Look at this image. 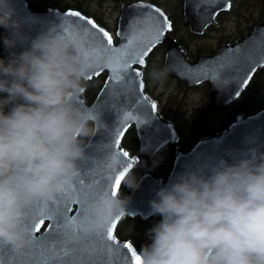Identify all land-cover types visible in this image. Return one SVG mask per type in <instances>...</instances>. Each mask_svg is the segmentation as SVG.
Wrapping results in <instances>:
<instances>
[{
	"label": "clouds",
	"instance_id": "9594fccd",
	"mask_svg": "<svg viewBox=\"0 0 264 264\" xmlns=\"http://www.w3.org/2000/svg\"><path fill=\"white\" fill-rule=\"evenodd\" d=\"M0 27L11 32L3 41L7 48L28 43L12 0H0ZM103 62L78 54L60 26L41 31L7 61L0 59V93L7 94L0 98V242L22 249L28 238L20 221L27 209L80 175L86 140L99 131V114L80 98ZM171 71L165 66L149 75L163 86ZM123 182L139 186L131 172ZM127 202L120 193H101L88 205V227L106 231ZM150 203L162 219L138 252L140 264H264V152L259 148L250 147L234 163L220 159L186 169Z\"/></svg>",
	"mask_w": 264,
	"mask_h": 264
},
{
	"label": "water",
	"instance_id": "95a60500",
	"mask_svg": "<svg viewBox=\"0 0 264 264\" xmlns=\"http://www.w3.org/2000/svg\"><path fill=\"white\" fill-rule=\"evenodd\" d=\"M229 3L230 7L227 6ZM12 5L15 8V19L20 22L21 31L29 37V41L26 44L18 43L14 49L7 48L3 42L4 53L7 55H10L12 52L19 54L25 47H28L30 39L34 38L41 31L47 30L49 28L47 23H50V20L54 17L66 19L65 25L56 26H60L61 30L73 42L75 40V33L78 31L76 23L83 24V21H79L78 18L68 15L69 12H72L71 10L62 13L61 17H58L54 9H50L44 13H33L26 0H12ZM149 5L154 16L159 15L155 13V9L159 8L171 22L168 14L161 7L149 1L139 0L123 4L115 32L119 39L117 43L108 30L96 24L104 28L112 36L113 46L119 47L122 43H126V40L122 36H118L117 33H131L134 30L131 27L133 21L138 18L140 13L149 12L150 9L147 7ZM231 8V0H227V3L226 0H184V18L190 24L193 32L202 34L208 25L218 23L217 16L221 11H227ZM52 13L54 14L53 17ZM35 16L41 19L45 17L41 21L42 25H38L40 21L39 19H35ZM66 25L67 27H65ZM169 31L171 30L164 32V35L155 46L159 43L167 46V58L164 67L171 66L172 71L169 75L178 78L183 85H191L204 80L212 81L213 78L219 77L222 71H217V66L223 61L235 63L237 65L236 72H243L249 68L251 69L249 73H253L259 66L264 64V21L256 24L240 39L225 43L216 54L212 56H200L194 62L186 59L183 49L170 37ZM10 35L11 32L4 28L2 41ZM100 35L102 38V34ZM100 42V39H97V43ZM106 63L107 61L104 60L103 63L97 64L91 73V77H97L95 73L99 71L100 74L105 72L107 79L110 75L109 70L106 68L101 70L99 67ZM145 64L140 65L137 63L132 65L134 69L141 73V76L133 78L130 81L126 80L123 90L114 83L106 91L102 92L101 90L105 88L104 82L93 101L87 102L84 94L80 98V103L83 106L90 107L99 114V120L97 121L99 131L86 142L85 156L79 161L80 175L75 179L80 178L92 181L95 178L96 182H99L102 179L111 178L118 171L130 165L126 174L127 176L137 164L139 158H153L166 144L176 140L177 132L174 125L158 113L157 107L155 109L152 108L155 102L146 93L145 85L142 89L139 87L141 81L144 84L142 70ZM240 88L233 93H226L225 95L211 88L212 109L220 110L229 99L241 91ZM134 100L136 101L135 103H133ZM11 107V104L7 105V110L10 111ZM132 127L135 129L138 138V156L131 155L122 145L125 133L121 138V147L129 153V156L122 157L113 148V140L116 133L122 128L130 129ZM252 140L255 143H252ZM250 147H257L261 152H264V109L251 115H239L229 127L211 137L201 139L189 150L177 149L172 169L166 178L156 177L151 173L143 174L137 181L138 187L132 188L124 195L120 194L121 198H127L128 202L125 205V210H122L123 215L119 216V218L117 216L114 218L116 228L125 217H139L141 220H146L152 216H160L153 213L150 202L156 198V192L160 188L169 184L170 181L186 169L195 168L201 163H215L220 159H224L228 163H234ZM122 184L123 182L121 186ZM120 189L118 193H120ZM72 207L75 208L76 205H72ZM36 215L39 218L41 214L38 212ZM43 218L44 223L47 224L45 229H47L50 221L47 219L46 213ZM45 229L43 231L39 230L37 235L44 234ZM117 241L120 242V254L127 259V264H135L134 258L131 257V252L135 251L138 253V250L134 244L129 240H120L118 237ZM124 244H130L132 246L131 250H126ZM5 261L7 262V253H5ZM114 264H122V262L114 261Z\"/></svg>",
	"mask_w": 264,
	"mask_h": 264
},
{
	"label": "snow or ice",
	"instance_id": "6c2138e0",
	"mask_svg": "<svg viewBox=\"0 0 264 264\" xmlns=\"http://www.w3.org/2000/svg\"><path fill=\"white\" fill-rule=\"evenodd\" d=\"M227 6L230 7V3ZM147 7L150 9L149 12L140 13L133 21L131 27L134 30L131 33H117L126 40V43H122L119 47L113 46L112 36L93 20L83 17L79 12L68 13L69 16L83 21V24L71 22L76 23L78 29L73 42L74 50L90 62H94L97 58L107 61L106 64L99 66L101 70L106 68L110 72L102 92L114 83L123 90L126 80L140 77L141 73L132 65L145 64V57L159 42L164 32L171 30V22L159 8L155 9V13L159 15L154 16L151 6ZM97 39L101 42L97 43ZM99 74V71L95 73L97 76ZM247 79L248 77H244L239 83L244 84ZM139 87L141 89L144 87L143 81L140 82ZM135 102L134 100L133 103ZM152 108L155 109L156 105L153 104ZM127 130L129 129L122 128L117 132L112 145L122 157L129 156V153L121 147V138ZM129 167L130 165L111 178L99 182H96L95 178L92 181L77 178L54 196L37 201L27 209V215L20 221L21 229L28 238L27 244L22 249L16 250L0 242V264H114V261L127 264V259L120 254V242L117 241L114 232L115 220L111 221L106 231L97 232L88 227L87 213L90 202L101 193L118 194ZM72 205L76 207L73 208ZM38 212L41 214L39 218L36 215ZM45 213L50 223L45 233L38 236L37 233L45 222L43 218ZM122 215L121 211L117 218ZM124 248L131 250L132 246L124 244ZM5 253H7V262ZM131 257L134 258L135 264H140L137 252L132 251Z\"/></svg>",
	"mask_w": 264,
	"mask_h": 264
},
{
	"label": "flooded vegetation",
	"instance_id": "af4514ba",
	"mask_svg": "<svg viewBox=\"0 0 264 264\" xmlns=\"http://www.w3.org/2000/svg\"><path fill=\"white\" fill-rule=\"evenodd\" d=\"M26 1L28 3L30 10L33 12L44 13L49 11L50 9H54L55 10L54 12L58 17H61L62 13L70 10L79 12L82 15L87 16L88 18H93L97 23L106 27L108 30L112 32H114L115 30L110 26V21L112 20L111 15H114L116 19L115 15L120 14L121 7L125 2H127L126 0H121L118 6H113L115 5V3H112L113 5L109 8V10L111 11L103 12L98 8H96L94 4L91 3L92 1L89 0H26ZM182 1H183V10H184V0H177L176 2L175 0H154L153 2L157 3V5L160 4L165 6L171 12V15L173 13L179 14L180 16L179 21H176L172 17L173 19L172 29L169 32V35L183 49V53L186 56V59L190 62L196 61L200 56H212L216 54L218 50L225 43L234 41L236 39H240L243 35L248 33L256 24L262 22L260 21L256 23H250L242 31H240L238 35H236L237 33H235L234 35L237 36L235 38L234 37L232 38V36L234 35H230V37H225L221 40H218L217 43L214 45L212 44L193 45V41L195 38L201 37L205 34H209L211 31L214 30L217 24L208 25V27L202 34L193 32L190 27V24L185 21L184 17H181L179 11L181 8L179 5H182ZM232 9L233 8H231L230 10ZM169 11L167 12L169 13ZM227 11H222L218 14L217 16L218 23H219L220 15ZM53 15L54 14H52V17ZM44 18L41 19L40 17L38 18L35 16V19H39L40 21L38 25H42L41 21L44 20ZM65 20L54 17L50 20V23L48 22L49 24L47 23V25L49 27L61 25V24L65 25ZM3 30L4 27H0V59H4L7 61L10 55L4 53L3 41H2ZM166 58H167V46L163 43L157 44L155 47H153V49L146 57V64L142 70V73L144 77V85H145L146 93L155 102L158 113L164 119H166L167 121L171 122L174 125L177 132V138L175 141L168 143L163 148H161L154 155L153 158L151 159L143 158L138 162V164L131 171V173L134 175L137 181L145 173H151L156 177L166 178L170 170L172 169V164L177 149L189 150L195 143H197L201 139L211 137L212 135H215L223 131L227 127H229L231 123H233L239 115H250L255 112H258L259 110L264 109V95L262 96V93L264 91V64L262 66H259L253 73H249V68H247V70L243 72L242 71L236 72L235 69L237 65L235 63L223 61L219 63L217 66L218 69L222 71L219 77L213 78L212 81L204 80L191 85H183L180 83L178 78L169 75L167 79H169L172 84L177 85L182 89L195 90L197 92H200L201 98L199 102L200 103L204 102L203 109L206 110L205 114L199 120V124L196 125L197 126V130L195 134L196 139L190 145L180 146L179 141L183 140V132H182L183 123H178L177 119L181 117L184 118V114L183 116L181 114V109H183V106H181V104L179 106H174V104L171 103L173 97L171 95H168V98H166L167 94L164 93V91H160L159 93H157L158 83L152 81L149 75L153 71V69L163 68L166 62ZM154 61L160 62L157 67H153V65L151 64ZM105 77H106L105 72L101 73L98 76V78H103V82L105 80ZM244 77H248L246 83L240 84L239 83L240 79ZM91 81L92 80L88 82ZM101 87L102 85L100 87L98 85V89L96 90L95 95L92 98V100H90V102L95 99L96 94L98 93ZM211 88L217 92L223 93L224 95L226 93H233L234 91L238 90V88H240L241 91L239 90L240 92L236 96L229 99L220 110H213L211 105V98H210ZM5 96L6 94L0 93V98H3ZM185 96L189 97V94L186 95H183L182 93L179 94V96H177L176 98V102L179 103L182 102L183 104L188 106V102L186 101ZM260 98H262V100H260ZM194 102L196 101H193V103ZM5 110L7 113L8 111L7 106L5 107L4 111ZM169 115L173 118H170ZM130 130L135 131L134 128L133 129L130 128L126 132V135L130 132ZM126 135L124 138V147L128 149L127 145H125ZM133 136L134 134H132V138ZM136 137L133 138V140L137 145L136 150L128 149L132 155H135L138 149V142ZM87 141L88 140H86V142ZM160 155L168 156L167 162L164 164V171L161 173H160L161 169H158L162 165L160 161L161 158ZM128 188L129 186L123 182L121 190L124 189L126 190ZM155 217L160 218L159 216H155ZM152 218L153 217L147 219L146 222ZM46 225H47L46 223L43 224L40 230H43L46 227Z\"/></svg>",
	"mask_w": 264,
	"mask_h": 264
},
{
	"label": "rangeland",
	"instance_id": "374dc122",
	"mask_svg": "<svg viewBox=\"0 0 264 264\" xmlns=\"http://www.w3.org/2000/svg\"><path fill=\"white\" fill-rule=\"evenodd\" d=\"M92 1L91 3L94 4L96 8L103 12H110L109 8L113 5L112 3H115L113 6H118L121 2V0H89ZM128 3L135 1V0H126ZM177 0H175L176 2ZM242 0H232L234 2V7L232 10L224 12L220 15L219 23H217V27L215 26L214 30L211 31L209 34H205L201 37H197L193 41V45H208V44H216L218 40H221L225 37H230V35H238L240 31H242L247 25L250 23H255L260 21L259 17L260 14L262 17H264V6H260V0H245L244 4L242 6H239L240 2ZM181 14H183V1L181 9L179 10ZM116 19L118 15L116 14ZM184 17V14L182 15ZM111 21L110 26L114 29L115 28V17L114 15H111ZM187 22V21H186ZM236 35L232 36V38L237 37ZM159 61H154L151 64L153 67H157L159 65ZM158 83V82H157ZM158 90L157 93L160 91H164V93L167 94L166 98H168V95H171L173 97L172 104L174 106H183V109H181V114L184 118L181 117L177 119L178 123H183L182 125V132H183V140L182 143L184 145H189L193 143V141L196 139V130L197 126L199 124V120L202 118V116L205 114L204 102H199L201 95L200 92H197L195 90H188V89H182L178 87L177 85H174L171 83L169 79H167L163 86H160L158 83ZM189 94V97L185 96L186 101L188 102V106L183 104L182 102H176L177 96L179 94ZM264 95V91L262 93V96ZM262 100V98H260ZM193 101H196L193 103ZM170 118H173L169 115ZM197 121V122H196ZM196 122V124H195ZM134 138V136H133ZM132 138V133H128L126 135L125 145H127L129 150H136L137 146L135 141ZM161 156V155H160ZM168 156H161L160 161L162 163L161 167L158 169L164 168V164L167 162ZM149 168V166H148ZM134 226L132 224H129L126 226V223H123L121 226L122 233L124 236L132 235V229Z\"/></svg>",
	"mask_w": 264,
	"mask_h": 264
},
{
	"label": "trees",
	"instance_id": "16d2710c",
	"mask_svg": "<svg viewBox=\"0 0 264 264\" xmlns=\"http://www.w3.org/2000/svg\"><path fill=\"white\" fill-rule=\"evenodd\" d=\"M244 2H245V0H242L240 2L239 6H242L244 4ZM158 5H160V4H158ZM259 5L260 6H264V0H260ZM160 6L164 7L167 11H169L165 6H163V5H160ZM179 6L181 8L182 5H179ZM233 7H234V3H233ZM169 14H170L171 18L173 17L176 21H179L180 16H179L178 13L177 14L173 13L171 15V12L169 11ZM182 15L183 14H181V17H182ZM259 20L262 21V22L264 21V17H262L261 14H260ZM260 21H258V22H260ZM115 28H117V20L115 21ZM116 39H117V37H116ZM93 82L94 83L89 85V88L86 90V93H85L86 96L89 99H92L94 97V93H95V91L97 89V85H99V87L102 85L103 78H95L93 80ZM5 112H6V110H5ZM132 133L134 134V137H136L134 130H132ZM179 145L181 146V145H184V144L182 143V141H179ZM163 171H164V168H163V170L162 169L160 170V173L163 172ZM125 191H126L125 189L122 190V192H125ZM160 220L161 219L158 218V217H153L152 219H150L147 222H145V221L139 220V218H127V219L123 220L121 222V224L119 225V227L117 228L118 229L117 230V236L120 239L130 240L136 246V248L138 249V252H139L142 249L143 246H145L146 244H149L151 242L149 240V238H148V232ZM123 223H126V226L129 225V224H132L134 226V228L132 229V235L124 236V234L122 233V229H121V225Z\"/></svg>",
	"mask_w": 264,
	"mask_h": 264
}]
</instances>
